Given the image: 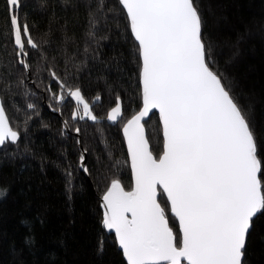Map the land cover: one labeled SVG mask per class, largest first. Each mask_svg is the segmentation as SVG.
Instances as JSON below:
<instances>
[{
	"label": "trees",
	"instance_id": "trees-1",
	"mask_svg": "<svg viewBox=\"0 0 264 264\" xmlns=\"http://www.w3.org/2000/svg\"><path fill=\"white\" fill-rule=\"evenodd\" d=\"M195 3L211 68L254 131L264 184V0ZM106 4L101 9L100 0H20L15 14L21 33L26 24L38 45L25 43L28 80L6 0H0V101L19 137L0 147V264H126L114 236L102 227L100 199L112 179L125 191L132 188L123 126L142 108L140 60L126 13L118 0ZM76 88L95 122L72 119L77 105L68 92ZM117 97L123 115L110 123L104 118ZM143 126L158 158L163 150L158 115L152 113ZM83 154L86 174L80 169ZM161 193L158 203L179 236ZM244 264H264V214L247 236Z\"/></svg>",
	"mask_w": 264,
	"mask_h": 264
},
{
	"label": "snow or ice",
	"instance_id": "snow-or-ice-1",
	"mask_svg": "<svg viewBox=\"0 0 264 264\" xmlns=\"http://www.w3.org/2000/svg\"><path fill=\"white\" fill-rule=\"evenodd\" d=\"M118 5L138 46L142 108L123 126L134 187L125 191L118 179L111 180L101 197L102 227L115 233L127 264H244L254 218L264 214L262 162L247 114L211 68L195 0H118ZM19 7L20 0H6L16 55L26 56L25 43L38 45L26 24L21 33ZM100 7H107L106 0ZM52 77L60 83L55 73ZM68 95L77 105L73 120H97L79 88ZM153 109L163 130L158 158L141 124ZM122 115L117 97L106 119L116 123ZM18 139L0 104V147ZM80 160L83 167V155ZM159 189L179 222V236L158 203Z\"/></svg>",
	"mask_w": 264,
	"mask_h": 264
},
{
	"label": "water",
	"instance_id": "water-1",
	"mask_svg": "<svg viewBox=\"0 0 264 264\" xmlns=\"http://www.w3.org/2000/svg\"><path fill=\"white\" fill-rule=\"evenodd\" d=\"M17 10H18V9H17ZM17 10H16V11H17ZM10 19H11V13H10ZM12 33H13V32H12ZM13 41H14V35H13ZM14 47H15V49H16L17 52H18L19 49H17V47L15 46V43H14ZM18 58H19V61H20L21 59H23V60L25 61V63H27L26 56H18ZM19 64H20V62H19ZM20 65H22V64H20ZM26 72H27V77H28V80H29V79H30L29 69H28ZM0 104H1V101H0ZM43 105H44L45 109H46L48 112H51V109H50L45 103H43ZM52 113H53V112H52ZM152 113H156V114L158 115V119H159V122H160L159 112H158L157 110L153 109V110L148 114V116H146L145 119L141 122V124H142V128H143V135H144L145 140H146V135H145V130H144L143 123L148 119V117H149ZM160 125H161V124H160ZM63 127H64V128H63L64 131H65V132H68V128H67V126H66L65 123H63ZM161 131H162V138H163L162 125H161ZM75 134H76V133H75ZM123 135H124V132H123ZM76 137H77V139L79 140L78 135H76ZM124 138H125V136H124ZM125 141H126V139H125ZM9 142H10V141H9ZM147 144H148V143H147ZM148 148H149V145H148ZM126 149H127V151H128L127 141H126ZM149 151H150V149H149ZM162 151H163V150H162ZM128 156H129V155H128ZM83 157H84V159H85V155H84V154H83ZM129 161H130V170H131V172H132V167H131V160H130V158H129ZM84 168H85V163H84V160H83V167H82L81 164H80V169H81V171H82L84 174H86V172L84 171ZM133 187H134V182H133V174H132V188H131V190L133 189ZM131 190H130V191H131ZM159 191L162 192L163 190H162V189H159V190H158V193H157V199H158V197H159ZM164 197H165V199L167 200V196H166V194H164ZM101 203H102V200L100 199V205H101ZM167 203H168V201H167ZM168 206H169L170 214L172 215L169 203H168ZM100 209H101L102 217H103V209L101 208V206H100ZM172 216H173V215H172ZM173 218L175 219L174 216H173ZM254 219H255V218H254ZM175 220H176V219H175ZM176 222H177V225H178V230L180 231L178 220H176ZM106 232H107L108 234L113 235L114 238H115V233H114V232H108V231H106ZM115 241H116V238H115ZM116 244H117V241H116ZM117 248H118V250L121 252L122 257H123V260H124L125 263L127 264V261H126V259L124 258L123 253H122V250L119 248L118 244H117ZM182 264H186V262H185V261H182Z\"/></svg>",
	"mask_w": 264,
	"mask_h": 264
},
{
	"label": "rangeland",
	"instance_id": "rangeland-1",
	"mask_svg": "<svg viewBox=\"0 0 264 264\" xmlns=\"http://www.w3.org/2000/svg\"><path fill=\"white\" fill-rule=\"evenodd\" d=\"M79 111H80V113L81 114H83V108H82V105L81 106H79ZM107 116V115H106ZM106 116H105V121H107V122H109L107 119H106ZM85 119H87V117H85ZM87 120H89V119H87ZM91 121V120H90ZM110 123H113V122H110ZM1 192V191H0ZM2 196H3V194L2 195H0V199L2 198Z\"/></svg>",
	"mask_w": 264,
	"mask_h": 264
}]
</instances>
